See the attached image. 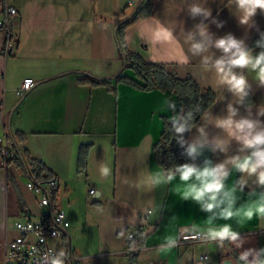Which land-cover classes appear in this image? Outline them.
I'll list each match as a JSON object with an SVG mask.
<instances>
[{"label":"crops","instance_id":"crops-1","mask_svg":"<svg viewBox=\"0 0 264 264\" xmlns=\"http://www.w3.org/2000/svg\"><path fill=\"white\" fill-rule=\"evenodd\" d=\"M146 1L152 13L127 27L128 47L147 62L176 64L181 78L192 76L217 95L189 136L203 160L197 168L224 164L222 171L228 173L217 196L220 203L211 210L206 207L208 197L183 195L198 183L195 177L183 181L179 171L167 174L154 153L165 118H180L174 92L114 79L115 90L80 82L88 76L113 78L121 71L135 77L132 69L123 68L115 32L119 21L132 17ZM4 2L14 5L19 15L12 24L13 51L7 53L4 42L1 50L0 136L10 135L14 141L15 134L23 132L26 138L20 146L59 179L57 202L70 222L55 241L59 255L71 253L72 264H204L199 257L205 252L212 264H242L244 254L252 264L264 262V215L245 216L264 195V184L257 174L230 162L255 149L216 125L231 115L234 121L256 122L254 132L264 130V80L251 65L232 67L247 81L244 93H236L221 82L215 67L216 60L231 55L215 46L220 38L233 36L254 57L264 52V11L257 9L241 24L243 11L235 0ZM204 27L207 32L201 35ZM255 39L258 43L251 45ZM195 43H202L203 50L192 49ZM26 77L36 84L19 95ZM29 179L27 170L8 166L0 152V264L7 242L17 235L15 221L24 220L26 212L37 219L50 211L38 204V195L26 185ZM24 187L31 191V204ZM226 210L233 216L225 217ZM224 225L238 233L236 240L212 238L211 231ZM186 232L209 239L177 245ZM134 245L139 250L131 257L127 250Z\"/></svg>","mask_w":264,"mask_h":264},{"label":"trees","instance_id":"trees-1","mask_svg":"<svg viewBox=\"0 0 264 264\" xmlns=\"http://www.w3.org/2000/svg\"><path fill=\"white\" fill-rule=\"evenodd\" d=\"M4 3V0H0V6ZM151 13L152 4L150 1H146L136 9L132 17L120 20L116 28L115 35L124 61L123 68L132 69L135 77L128 76L121 71L113 78L88 76L81 78L80 82L91 85L102 84L115 90L111 83V80L114 79L115 82H128L141 89L170 90L178 96L180 118L178 120L165 118L161 136L154 144V153L158 162L170 175L178 172L179 167L184 164L199 167L203 163V160L191 151L189 136L193 126L200 121L205 112L216 101L217 95L213 89L203 88L192 76L181 78L176 64L147 62L139 53L128 47L126 41L127 27ZM7 40L6 36L4 39L5 47ZM258 41L255 39L251 45L257 44ZM181 125L184 126L185 130L178 132L177 128ZM25 138L23 132L15 134L12 144L13 154L9 159H5L1 153L5 162L8 166L13 164L16 168L27 170L33 179L45 180L53 177V173L44 162L32 157L27 149L20 146ZM10 176L12 174L9 171ZM239 260L242 264H252L246 258L240 257Z\"/></svg>","mask_w":264,"mask_h":264},{"label":"clouds","instance_id":"clouds-1","mask_svg":"<svg viewBox=\"0 0 264 264\" xmlns=\"http://www.w3.org/2000/svg\"><path fill=\"white\" fill-rule=\"evenodd\" d=\"M238 7L243 11V16L240 18L241 24H246L248 21L256 15L257 9L264 11V0H235ZM199 10V9H197ZM210 15V13H208ZM207 28H201L200 34L205 35ZM242 42L235 39L233 36H228L216 40L215 46L217 48L223 49L225 53H230L228 60L223 57L216 60L215 67L217 73L220 75V80L230 86V89L236 93H244L247 84L246 77L243 74L237 75L231 68L238 66L240 68H245L251 65L252 68H258L259 71L257 76L264 80V52H261L258 56H253L251 50H245L241 46ZM204 46L202 43H195L192 45V49L203 50ZM235 49V51H232ZM228 64L230 67L226 68L225 65ZM229 110L234 114L235 110L229 105ZM216 125L223 128L228 132L229 137L235 138L238 141H242L243 145L248 148H254L250 155H245L243 158L236 156L231 159V163L249 175L257 174L259 182L264 184V130L254 132L256 127V122L249 119H242L240 121H234L232 116L229 115L227 118L217 120ZM185 130L184 126L181 125L177 128L178 132H183ZM200 131L203 133L204 128L201 127ZM223 142L221 141V144ZM197 150L196 146L193 145L191 148L192 152ZM226 150V148H224ZM224 164L218 166L217 169H212L210 167H204L203 169L197 168L193 165L184 164L179 167L178 171L181 174V179L183 181L190 180L193 176L198 183H194L188 187V190L183 193L185 197H195L197 200H203L208 197L209 202L206 207L211 210L216 207L220 201L217 200V196L224 189V178L228 175L227 172L222 171L224 169ZM107 172V169L104 170ZM173 176H169V180L173 179ZM254 212H258L264 215V195L260 197V201L255 204L254 207H250L246 212L245 216L251 218ZM233 212L231 210H226L223 215L225 217H232ZM211 223V219L209 220ZM210 235L212 238H220L223 241L226 238L236 240L238 233L233 231L230 225H224L219 230L211 231ZM247 254H244L241 258H246ZM60 256H64L61 252ZM52 264H64V261L58 256L52 259ZM264 264V262H261Z\"/></svg>","mask_w":264,"mask_h":264},{"label":"built area","instance_id":"built-area-1","mask_svg":"<svg viewBox=\"0 0 264 264\" xmlns=\"http://www.w3.org/2000/svg\"><path fill=\"white\" fill-rule=\"evenodd\" d=\"M18 15V9L12 4L5 2L0 7V30L6 33L8 39L5 47L7 53L13 51L12 24ZM35 84L36 80L33 77L24 78L17 90L18 94L24 95ZM12 144V136H0V151L5 159H9L13 154ZM26 185L38 195V204L48 206L50 211L37 219L33 218L30 212H26L24 220L15 221L17 235L7 242L5 257L1 264H52V259L58 256L64 261V264H72L74 258L71 253L60 256L55 245V241L64 235L70 226L65 210L57 202L56 193L60 185L59 179L57 177L45 180L29 179ZM90 192L94 193L95 189H91ZM134 235V232H131L129 237L133 238ZM208 239V236L203 233L186 232L176 241V244L195 243ZM138 250V245L130 246L127 254L133 257ZM199 258L204 264H212V259L207 252L201 254ZM78 264L83 263L78 262Z\"/></svg>","mask_w":264,"mask_h":264},{"label":"rangeland","instance_id":"rangeland-1","mask_svg":"<svg viewBox=\"0 0 264 264\" xmlns=\"http://www.w3.org/2000/svg\"><path fill=\"white\" fill-rule=\"evenodd\" d=\"M135 10V9H134ZM132 14V13H131ZM4 33L3 31H0V57L2 56V48H3V42H4ZM5 45V44H4ZM126 69H130V68H126ZM2 72H3V65H2V60H0V84L2 82ZM0 90H1V86H0ZM23 191H26L27 190V193H26V199L27 201L31 204L33 203V198H32V195H31V191L27 188V187H24L22 189ZM29 190V191H28ZM33 192V190H32ZM31 208H34L33 206ZM200 260V259H199Z\"/></svg>","mask_w":264,"mask_h":264}]
</instances>
